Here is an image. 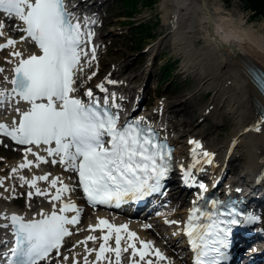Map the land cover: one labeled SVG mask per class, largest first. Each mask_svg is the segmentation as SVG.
<instances>
[{"label": "snow or ice", "instance_id": "snow-or-ice-1", "mask_svg": "<svg viewBox=\"0 0 264 264\" xmlns=\"http://www.w3.org/2000/svg\"><path fill=\"white\" fill-rule=\"evenodd\" d=\"M0 12L22 22L25 27L21 30L35 42L40 53L21 59L15 68L16 79L11 81L14 85L12 91L20 100L30 105V108L21 113L18 127L9 131L6 125L0 124V132L20 145L39 147L41 144L54 143V148L47 149L48 155L60 157L61 164L70 165L72 170L78 172L83 193L92 205L110 204L112 201L119 205L126 202V199L141 200L158 192L162 186L161 181L169 170L165 163L166 157L171 158V153L166 151L167 145L157 143L152 129L141 127L140 121L118 128V117L110 114L106 108L101 109L99 100L85 104L71 95L75 91L73 72L81 59L80 45L85 36L90 41L93 33H85L82 30L79 18L74 22L73 15L65 10L64 0H0ZM4 27L5 24L0 21V35H3ZM15 43L9 39L7 44L0 45V48L13 47ZM15 55L21 54L17 52ZM92 58L95 59L94 49ZM254 80L257 86L264 90V74H254ZM99 87L101 91H105L102 85ZM86 96L93 98L92 91L89 90ZM107 102L105 99L104 104ZM261 123H264V116L261 117ZM256 130L259 131V127ZM105 136L109 138L107 141L103 139ZM189 143L195 146L192 149L193 155L196 154V149L202 147L196 141ZM27 151L31 152V149ZM203 156L211 163L209 153L204 152ZM36 158L42 163L46 162L40 156ZM30 166L31 162L28 161L20 165L21 168ZM38 179L46 181L48 176ZM2 183L0 181V185ZM57 183L58 179H53L51 187L56 188ZM30 186L35 187V180ZM200 187L203 189L204 185L201 184ZM68 191L67 186H62L57 189L52 199L60 200L61 195ZM36 194L46 193L37 190ZM29 195L31 196V193ZM59 211H72L76 212V215L69 219L53 211L51 215L31 222H23L17 216L11 217L12 227L15 229V246L10 249V256L5 253L8 264H40L41 261L47 260L53 250L58 252L64 237L72 234L66 225L79 223V209L74 204H64ZM230 215L238 214L232 212ZM225 223L236 225L241 221L233 218L210 224L201 237V240L205 241L204 251L197 257L196 264H220V247L228 246L221 234L226 237L230 231L220 227ZM98 225L103 226L99 228L102 232L105 227L108 229V234L100 237L103 243L98 251L87 248L89 241L95 243V236L89 235L80 241L85 245L86 253L96 252V264L106 258V252H114L116 264H120L121 252H128L129 248L132 250V257L139 256L142 261L153 251L160 260L165 259L158 249L152 248L150 241L140 240L141 247L138 250L135 241L139 240V237L135 232L128 231L126 224L116 227L101 219ZM96 230L97 228L91 226L89 228V231ZM122 231L127 232L126 239L129 242L123 249ZM113 232L116 234L115 248L108 246ZM194 232L195 229L190 224L187 235L192 237ZM205 237L213 239L209 243ZM192 243L194 247H200L195 240ZM211 252L216 255H210ZM85 264H90L87 256ZM145 264L154 262L149 259Z\"/></svg>", "mask_w": 264, "mask_h": 264}, {"label": "bare ground", "instance_id": "bare-ground-1", "mask_svg": "<svg viewBox=\"0 0 264 264\" xmlns=\"http://www.w3.org/2000/svg\"><path fill=\"white\" fill-rule=\"evenodd\" d=\"M84 2L85 0L81 1V3ZM160 6L164 13V22L169 25L172 30L169 34L173 35V46L175 47L176 53L178 55H185L183 68L188 72L196 73L200 75L201 78H204V80H206L204 86H206L207 90L218 91V93L223 95V102L225 101V104L228 105L227 113L236 121L237 127L234 130L233 137L225 144L224 152H222V149L211 152L202 139L188 138L182 142L183 137L176 135L178 132L177 130L182 127L183 124L190 126L189 123H191V121L185 120L183 124L179 122L175 127L169 126L166 122L168 120V115L167 120L163 118V115L168 112V109L167 112H163V110H166L164 109L166 106L163 102H159L155 107L151 114L153 115L152 118L161 120L160 125L163 126L164 132L170 134L174 140H177L178 145L187 144V148L186 144L180 146L179 158L185 160L184 167H186L187 170L193 171L194 178L197 177L199 173L202 174L207 172L208 175H212L213 181L218 177L221 179V177L232 170L229 169L226 164L229 159L236 155L235 147L245 146L249 158L242 172H246L248 177L250 176L257 181L259 180L260 182L258 181V183L264 185V123H261V117L263 116L261 110L264 109V94L258 88L254 80V69L261 68L264 70L263 28H256L254 25L245 27L243 25V20L238 21L235 16L223 11V8L219 9L218 14L215 13L210 0H161ZM93 17V15H90L89 20H85L87 25L91 24L90 20ZM0 21L6 26V24L12 20L8 17ZM18 26V31H20L21 26ZM0 38H4L0 44L12 38V35L6 32V27H4L3 35H0ZM15 38L16 43L13 47H8L5 50L0 48V69L3 70L0 71V93H2L0 99H3L0 103L6 100L7 102H11L14 107V109H9L7 114L0 117V123L12 128L15 126L17 112L19 114V111H17L19 105L16 99L9 96L10 90L6 84L9 73L16 62L28 58L32 54H37L32 48L27 47L28 43L22 39L23 35ZM198 39H203L205 41V44L201 48L197 47ZM95 40V38H92L89 44L95 45ZM157 45L159 44H156V46ZM91 49H93V46ZM17 52L21 55L16 56L15 53ZM3 53L5 56H1ZM126 59L128 58L126 57L125 60ZM119 62H123V60H119ZM86 63L84 65H86ZM103 65L104 67L101 69V72L109 70V67H112V62H105ZM125 67L126 69L130 68V64ZM123 76L122 69H117L110 73L109 76L100 83L105 91L100 90V85L96 88L98 94L108 92V97L117 101V104L122 103V105H124L127 103L129 98L124 94L125 90L127 91L130 81L137 80L139 76H135L129 79V81L125 80ZM95 80L96 78L89 80L88 84L95 83ZM161 111L162 114L160 113ZM151 115L144 113L141 116H146V119H148L151 118ZM257 127L260 129L259 131L256 130ZM189 141H196L202 146L200 149H196L195 155H193L192 152L195 146L189 143ZM29 148L31 152L27 151ZM23 151L24 158L17 161L16 164H12L13 170L20 174V179H26L25 176L22 177L23 168L20 167V165L24 164L26 161L32 162V166L27 167L28 169H34L35 167L42 169L40 160L36 158L40 154L38 148H31L24 145ZM204 152L210 154L211 163H208V158L203 156ZM47 155L44 154L40 157ZM222 155H224V158H222ZM239 171L240 169L237 172ZM44 175L48 176V180L45 183L40 180L38 184H35V187L30 188L35 192L39 190L41 193H46L37 195L36 197L37 202H39L38 206H41V208L37 210L35 207L32 211L21 212V214L27 216L32 214L35 209V211L37 210V215H41L42 212L49 213V211L55 208L52 205L53 199H51V195H56V190L64 185L67 177L64 176L61 170L54 173L44 170V172H40L39 174L36 173L35 170H32L31 177H27L29 178L27 181L33 182L34 178ZM231 178V182H237L241 177L238 179L237 177L235 179H233V177ZM1 179L2 178H0V181H2ZM53 179H58L56 188L51 187V181ZM69 182L71 181L69 180ZM0 197L8 196L0 194ZM45 203H48L51 209L44 208L43 206ZM56 205H59V203H56ZM91 211L93 210L86 209L82 211V209H79V212L84 214L83 220L86 221V225L82 222L80 226L74 227V229L79 230L83 226V238L82 240L80 238L76 241L78 246L70 263L67 259H64L61 260L59 264H85V256H87L90 264H96L94 261L96 252L93 251L91 254L86 253L85 245L81 244L80 240H85L89 235L95 236V243L89 241L87 248L90 250H97L100 243L103 241L100 237L108 233L106 227L103 232L99 230L100 227H103L98 225V221L101 219L107 220L116 227L126 224L128 226V231L135 232L139 237V240L135 241L138 250L141 247L139 243L140 240L150 241L152 248L158 249L160 253L166 257V260L162 261L156 257L153 251L150 256L145 257V260L142 261L139 256L133 258L131 255L132 250L129 248L128 252H121L120 264H134L135 262H137V264H145L149 259H151L154 264H189L182 259L179 252H177L168 241L167 243L165 242L164 236L156 227L149 228L147 223L141 220L136 221L134 219L135 217L131 218L124 214L111 216L102 210ZM184 212L185 211H181L178 214L181 215ZM88 213H91L92 216L88 215ZM10 214L11 209L0 204V227H3L2 234L10 229ZM72 214L74 215L75 212H68L69 216ZM116 222L118 224H116ZM163 223H165V220H163ZM90 226L97 228V230L89 231ZM168 229L173 235L175 232L173 227L170 226ZM115 235L116 234L113 232L112 239L108 241V246L112 248H115ZM121 236L124 237L121 240V248L123 249L129 243L126 239L127 232L122 231ZM4 241H9V237L5 238ZM104 256L106 258L102 259L99 264H109V261L111 264H116L114 252H106Z\"/></svg>", "mask_w": 264, "mask_h": 264}, {"label": "rangeland", "instance_id": "rangeland-1", "mask_svg": "<svg viewBox=\"0 0 264 264\" xmlns=\"http://www.w3.org/2000/svg\"><path fill=\"white\" fill-rule=\"evenodd\" d=\"M210 1L215 13L218 14L219 9L223 8V11L232 14L238 21L243 20L245 27L250 25L256 28L262 27L264 32V17H256V13L249 9L246 0ZM160 3L161 0H155V5L151 8L144 6L143 1L140 0L130 17L121 0H98L96 6L103 17V21L101 20L96 27L100 35L99 56L86 69H82L79 87L81 89L86 86L88 80L95 77L98 70L104 67L103 63L112 62V67L102 71L99 78L107 77L117 69H122L123 77L127 81L139 76L137 80L130 81L126 93L134 95L136 88L144 85L143 89L147 95L142 104L145 103V107L149 105L146 113H151L159 102H163L166 106L164 111L167 112L168 109L167 114L163 116L167 120L168 115V125L175 127L179 122L183 124L185 120L191 121L190 126L183 124L177 130V135L183 137L182 142L190 137L203 138L208 148L223 151L227 141L233 137L237 123L227 113L228 105L225 101L223 102V95L218 91L207 90L204 86L206 82L204 78L183 68L185 55H178L175 51L173 35L169 34L172 30L164 22ZM13 30L10 28L9 34H14L15 30ZM0 41H2L1 38ZM156 44L159 45L156 46ZM204 44L203 39L197 40V47L201 48ZM2 56L5 55L2 54ZM126 57L128 59L125 60ZM128 64L130 68L126 69L125 66ZM165 69L172 72V75L168 74L164 77ZM93 86H96V83ZM149 91L150 94H148ZM15 151L4 145L0 146V176L7 179L8 186L14 185L12 195L9 194L8 198L0 197V202L4 206L23 210L26 204L24 198L13 204L15 196L24 194L23 188L17 185L15 175L11 171V163H14L16 159L13 155ZM237 151L231 162L230 174L233 176L239 169L244 170L249 158L245 146H240ZM3 189L4 186L0 185V191ZM181 199L182 204H186L185 195ZM179 203L180 201L174 200L167 210L168 213H175ZM158 225L161 232H168L161 221ZM75 248V244L72 243L65 251L69 263L74 256Z\"/></svg>", "mask_w": 264, "mask_h": 264}, {"label": "trees", "instance_id": "trees-1", "mask_svg": "<svg viewBox=\"0 0 264 264\" xmlns=\"http://www.w3.org/2000/svg\"><path fill=\"white\" fill-rule=\"evenodd\" d=\"M129 11V14L136 8L139 0H122ZM144 6L154 7L155 0H142ZM249 9L256 13V17H264V0H246Z\"/></svg>", "mask_w": 264, "mask_h": 264}, {"label": "water", "instance_id": "water-1", "mask_svg": "<svg viewBox=\"0 0 264 264\" xmlns=\"http://www.w3.org/2000/svg\"><path fill=\"white\" fill-rule=\"evenodd\" d=\"M257 74H264V72L261 69H258Z\"/></svg>", "mask_w": 264, "mask_h": 264}]
</instances>
